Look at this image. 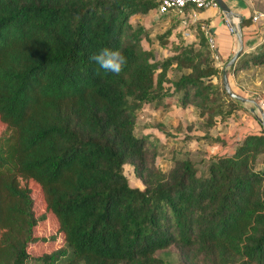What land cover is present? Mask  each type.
Wrapping results in <instances>:
<instances>
[{
  "label": "trees",
  "instance_id": "obj_1",
  "mask_svg": "<svg viewBox=\"0 0 264 264\" xmlns=\"http://www.w3.org/2000/svg\"><path fill=\"white\" fill-rule=\"evenodd\" d=\"M161 1L0 0V264L31 258L27 245L45 241L32 233L45 212L62 245L32 257L40 264H166L154 253L170 246L182 263L264 264L263 128L209 156L201 172L187 154L159 169L157 142L133 133L138 110L173 95L201 120L195 139L223 144L210 131L242 107L196 23L192 40L177 30L180 42L161 59L142 48L145 32L129 16ZM164 16L178 26L173 10ZM169 31L158 35L162 48ZM102 49L126 57L120 74L90 59ZM245 56L232 72L264 63V43ZM171 66L183 70L173 81ZM125 164L142 188L128 184ZM20 180L38 186L44 213L34 215Z\"/></svg>",
  "mask_w": 264,
  "mask_h": 264
},
{
  "label": "rangeland",
  "instance_id": "obj_2",
  "mask_svg": "<svg viewBox=\"0 0 264 264\" xmlns=\"http://www.w3.org/2000/svg\"><path fill=\"white\" fill-rule=\"evenodd\" d=\"M130 24L135 28L140 26L143 28L140 45L144 49H151L156 59H161L169 54L168 49L172 44L179 41L177 30L182 31V36L185 42L191 41L192 36H184L183 32L186 29L193 33L192 28L188 25L182 27L181 25L173 23V17H165L158 15L156 10L148 11L144 14H134L129 16ZM202 30L200 27H197ZM170 30L167 36L166 47L159 46L158 35L164 31ZM184 43V41L182 40ZM183 71V70H182ZM175 67L171 66L167 69L166 75L169 81L175 80L180 72ZM167 91L170 85H164ZM236 94L252 100L254 105L259 107V100H264V64L252 67L249 70L243 71L235 79V83L229 86ZM169 92V91H168ZM241 109L234 112L223 123L217 124L210 133L219 140L224 142L214 141H199L195 137L202 135L197 130L201 120L197 118L195 109L191 104L185 106L179 105L173 95H168L163 101L162 107L152 109L150 105H145L136 112L137 127L133 133L137 135H149L157 142V151L154 158L156 166L165 171L172 165V160L178 158L181 154H187L191 160L197 163V171L201 172L204 168V162L209 156L220 153L226 149L227 145L231 144V139L235 134H244V130L250 132V123L253 119L260 117L258 109L252 103H240ZM252 110V111H251ZM243 116V119L240 117ZM249 123V124H248ZM5 125L0 121V134L5 131ZM264 130V129H263ZM150 157V154H148ZM203 163V165L199 163ZM123 174L130 186L142 188L140 181L135 177L132 166L123 165ZM21 186L30 188L31 197L33 199V212L35 216L44 213V203L40 199V192L38 186L32 181L20 180ZM36 237H43L45 241H36L27 245V252L29 258L24 264H40L32 257L40 256L43 253L49 252L62 245V236L57 231V222L52 214L45 212V218L38 222L32 231ZM154 256H159L165 259L166 264H189L182 263L178 255V251L174 246H170L164 250L156 251Z\"/></svg>",
  "mask_w": 264,
  "mask_h": 264
},
{
  "label": "crops",
  "instance_id": "obj_3",
  "mask_svg": "<svg viewBox=\"0 0 264 264\" xmlns=\"http://www.w3.org/2000/svg\"><path fill=\"white\" fill-rule=\"evenodd\" d=\"M222 1L233 14L240 16L241 19H247L249 22L247 25H240V34L243 44L242 56L237 59V62L233 63L231 68L227 69V81L230 86L232 83H235L236 77H238L239 74H242L243 71L261 65H248L232 72L233 67L241 63L239 59L243 60L246 57L245 55L255 52L264 43V0ZM254 14L257 15V18L255 21H252L251 17ZM174 15L176 14L174 13ZM184 15H186L187 22L191 25L190 28L196 23V25L203 29L204 34L213 37L212 51L214 62L217 67L223 70L227 61L237 48V41L222 11L217 5L208 6L199 10L189 6L185 9ZM237 20L236 17H232L234 23L237 22ZM190 31L191 30H189L190 37H193ZM150 107L155 109L153 106ZM240 117L243 119V116ZM252 121V123H248L251 131L247 132L244 130V134L258 133L260 127H262L258 122V119H253ZM244 134H235L231 139V144L227 145L226 149H223L222 152L217 154L231 151L232 145H234ZM221 145H224V143Z\"/></svg>",
  "mask_w": 264,
  "mask_h": 264
},
{
  "label": "water",
  "instance_id": "obj_4",
  "mask_svg": "<svg viewBox=\"0 0 264 264\" xmlns=\"http://www.w3.org/2000/svg\"><path fill=\"white\" fill-rule=\"evenodd\" d=\"M214 2L216 3V5L218 6V8L222 11V13L224 14L233 34L236 37V41H237V48L235 50V52L233 53V55L229 58V60L227 61L225 67L222 70V85L223 88L225 90V92L234 100L240 102V103H253L252 100L246 99L243 96H240L238 94H236L235 92H233L228 84L227 81V69L231 68L233 63L235 62V60L238 58V56L240 55L241 51H242V39H241V34H240V20L241 17L240 16H236L235 14H233L228 7L225 5V3L222 0H214ZM232 17H236L238 20L237 22H233L232 21ZM258 111H259V115L260 117L258 118V122L261 124L262 128L264 129V118H263V112L260 108L257 107V105H254ZM252 111V110H251Z\"/></svg>",
  "mask_w": 264,
  "mask_h": 264
},
{
  "label": "built area",
  "instance_id": "obj_5",
  "mask_svg": "<svg viewBox=\"0 0 264 264\" xmlns=\"http://www.w3.org/2000/svg\"><path fill=\"white\" fill-rule=\"evenodd\" d=\"M193 7L195 9H203L208 6H216V3L214 0H162L158 7L156 8V12L158 15H166L169 10H173L176 14L177 18L179 19L180 25L182 27L188 25L186 15H184V9L185 7ZM257 18V15H252L251 20L255 21ZM183 35L190 37L189 31L186 29V31L183 32ZM206 39L208 42L209 47L212 49L213 47V37L206 35ZM259 107L263 112V118H264V100H259Z\"/></svg>",
  "mask_w": 264,
  "mask_h": 264
},
{
  "label": "clouds",
  "instance_id": "obj_6",
  "mask_svg": "<svg viewBox=\"0 0 264 264\" xmlns=\"http://www.w3.org/2000/svg\"><path fill=\"white\" fill-rule=\"evenodd\" d=\"M100 69L113 74H120L127 64L126 57L119 50L102 49L90 56Z\"/></svg>",
  "mask_w": 264,
  "mask_h": 264
}]
</instances>
